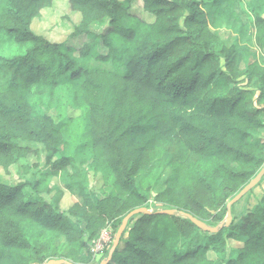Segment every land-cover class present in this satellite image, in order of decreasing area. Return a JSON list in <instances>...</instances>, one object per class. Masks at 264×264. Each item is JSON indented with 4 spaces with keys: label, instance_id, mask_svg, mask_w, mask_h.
<instances>
[{
    "label": "trees",
    "instance_id": "obj_1",
    "mask_svg": "<svg viewBox=\"0 0 264 264\" xmlns=\"http://www.w3.org/2000/svg\"><path fill=\"white\" fill-rule=\"evenodd\" d=\"M56 1L0 0V34L26 46L0 54V264H100L113 243L95 260L94 240L140 207L106 264H264V176L216 232L187 216L219 226L264 167V62L214 46L223 27L246 38V0H139L150 19L138 0H69L80 19L62 41L33 27ZM254 23L264 50V16ZM78 141L87 163L61 150ZM79 164L111 191L72 174L64 209L50 182Z\"/></svg>",
    "mask_w": 264,
    "mask_h": 264
},
{
    "label": "rangeland",
    "instance_id": "obj_2",
    "mask_svg": "<svg viewBox=\"0 0 264 264\" xmlns=\"http://www.w3.org/2000/svg\"><path fill=\"white\" fill-rule=\"evenodd\" d=\"M141 1L138 0L135 9L141 14L143 18L150 19V17L141 11ZM255 4V3H252ZM139 5V6H138ZM211 8H207L210 10ZM237 11L241 14L243 22L246 24L247 27V36L244 40L239 37L232 29L223 27L221 31L222 40L220 43H216V49L220 51L222 48L228 47L230 44L235 42H239L241 44L248 45L252 51H256V58L257 60L264 62V50L258 47L256 43V26L254 23L255 14L261 13L264 16V8L261 6H256L255 8L250 5V3L246 0L244 3L237 5ZM66 17L67 19H65ZM80 19V15L78 12H75L71 9L69 0H57L54 6L51 9H47L43 12L42 16L34 21L33 27L36 31L46 34L53 39H57L59 41L68 40L69 33L71 30V25L74 22H78ZM101 29V25H99L94 31L99 32ZM88 38L85 36L77 37L71 39L69 42L71 45L75 47H81L83 42ZM26 49L25 45H18L13 40L8 39L0 34V54H19L23 53ZM223 53H221L222 60H223ZM255 57V54L252 55V58ZM69 113L72 115H80L81 113L76 110L69 109ZM260 135V134H259ZM84 143V142H83ZM82 142L77 143V148L72 143H64L61 146V150L65 154H73L76 149L81 147ZM91 156V150L80 148V157L78 159L83 158L86 163ZM32 157V156H31ZM58 155L54 156V159H57ZM44 162V161H43ZM87 166H85L86 168ZM82 164H79V167H68L60 176L54 177L51 182L50 186L55 188V190H65L64 197L61 202L62 208L69 207L72 203H74L75 199L79 196L80 188L77 186H73L70 190L69 185L72 184L71 175L75 173H81L84 178H86V183L88 187L94 188L98 193H102L104 191H111V189L107 186H104L103 181L99 174H94L92 171L85 169ZM85 169V170H84ZM13 173L14 177H18L17 171L14 170ZM8 178L12 177L10 175L7 176ZM264 190V185L256 190V192H260ZM76 196H74L73 194ZM116 193V192H115ZM48 196V195H47ZM49 197H51L49 195ZM254 198L251 197V201L254 202ZM248 203V199L240 200L236 205V213L239 214L245 205ZM154 206V205H153ZM157 207H163V205L157 204ZM105 233L106 241L104 240L102 245H99V240H94V249L99 253L95 254V260H98L101 257V250L104 247L110 246L114 239L112 235V228L107 227L104 229L103 233ZM232 247L239 246L240 242H233Z\"/></svg>",
    "mask_w": 264,
    "mask_h": 264
},
{
    "label": "water",
    "instance_id": "obj_3",
    "mask_svg": "<svg viewBox=\"0 0 264 264\" xmlns=\"http://www.w3.org/2000/svg\"><path fill=\"white\" fill-rule=\"evenodd\" d=\"M264 176V167L260 170V172L248 183L246 184L229 202L227 205L228 211H227V217L225 218V220H223L219 226H210L209 224H207L205 221L193 216L192 214L187 213V216L189 218H191V220L193 222H195L198 226H200L201 228H203L204 230L207 231H212V232H216L220 226H222L224 223H226L227 225H229L233 219V213H232V206L234 204H236L238 201H240L241 199H243L263 178ZM176 209H162L159 210V213H164V214H174L176 213ZM141 212H149V210L146 207H140V208H136L134 210H132L123 220L122 225L120 226L119 230L117 231V234L115 236L114 242H113V246L110 250L109 253V257L108 259H111L112 257V253L114 251V249L118 246L122 234L128 224L129 219L137 214V213H141ZM108 259L103 260L100 264H106V262L108 261ZM66 263L65 259H50L48 261L47 264H64Z\"/></svg>",
    "mask_w": 264,
    "mask_h": 264
},
{
    "label": "built area",
    "instance_id": "obj_4",
    "mask_svg": "<svg viewBox=\"0 0 264 264\" xmlns=\"http://www.w3.org/2000/svg\"><path fill=\"white\" fill-rule=\"evenodd\" d=\"M99 240V247H100V245H102V243H103V241L105 240H107L106 238H105V233L104 234H101V236H100V238L98 239ZM104 249V248H103ZM102 249V250H103ZM95 250V249H94ZM96 251V250H95ZM96 252H98V251H96Z\"/></svg>",
    "mask_w": 264,
    "mask_h": 264
}]
</instances>
